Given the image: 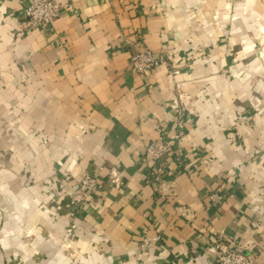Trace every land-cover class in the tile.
<instances>
[{"label": "crops", "instance_id": "crops-1", "mask_svg": "<svg viewBox=\"0 0 264 264\" xmlns=\"http://www.w3.org/2000/svg\"><path fill=\"white\" fill-rule=\"evenodd\" d=\"M56 2L26 29L29 0H0V264H217L218 235L264 264V0ZM146 48L174 74L134 71ZM179 109L157 181L145 147Z\"/></svg>", "mask_w": 264, "mask_h": 264}, {"label": "built area", "instance_id": "built-area-1", "mask_svg": "<svg viewBox=\"0 0 264 264\" xmlns=\"http://www.w3.org/2000/svg\"><path fill=\"white\" fill-rule=\"evenodd\" d=\"M62 4L56 0H29V5L25 10L24 27L30 29L33 27L49 28L56 18L60 15ZM175 60L168 53H157L152 49L136 51L131 58V66L139 74L148 75L159 67H165L169 73L174 74ZM186 136V114L183 109L178 110V119L176 123V134L172 139H166L163 136L151 140L145 147V153L148 159L157 163V169L154 176L159 180L165 171V158L167 155H173L180 159L183 155L182 143ZM66 180L72 179L65 175ZM109 181L112 183H121L123 178L121 173L114 169L109 173ZM103 187V182L93 174L86 172L82 179L77 183V189L70 196L71 205L79 207L89 196L97 193ZM223 193L215 191L211 193L210 200L213 205L218 206L222 203ZM161 240L160 235L155 237L146 236L143 239V245L152 247ZM210 253L215 255L217 264H257L256 256L247 254L243 248L232 245L221 235H218L213 243L208 247Z\"/></svg>", "mask_w": 264, "mask_h": 264}]
</instances>
